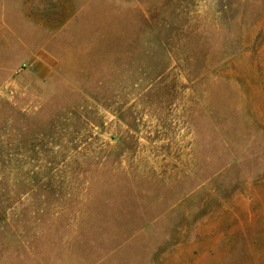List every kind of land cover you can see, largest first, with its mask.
Here are the masks:
<instances>
[{"label": "rangeland", "instance_id": "obj_1", "mask_svg": "<svg viewBox=\"0 0 264 264\" xmlns=\"http://www.w3.org/2000/svg\"><path fill=\"white\" fill-rule=\"evenodd\" d=\"M0 264H264V0H0Z\"/></svg>", "mask_w": 264, "mask_h": 264}]
</instances>
